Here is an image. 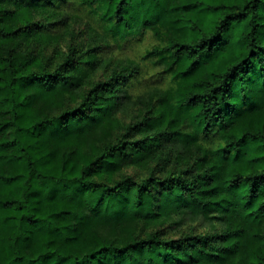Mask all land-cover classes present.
I'll return each mask as SVG.
<instances>
[{"label":"trees","instance_id":"16d2710c","mask_svg":"<svg viewBox=\"0 0 264 264\" xmlns=\"http://www.w3.org/2000/svg\"><path fill=\"white\" fill-rule=\"evenodd\" d=\"M0 264H264V0H0Z\"/></svg>","mask_w":264,"mask_h":264},{"label":"rangeland","instance_id":"374dc122","mask_svg":"<svg viewBox=\"0 0 264 264\" xmlns=\"http://www.w3.org/2000/svg\"><path fill=\"white\" fill-rule=\"evenodd\" d=\"M76 26H77V28H80L81 25H79V24L77 23ZM60 44L63 45L64 43L61 42ZM48 52H51V48L49 49ZM134 111H135V110H131V112L128 113V114H126V115H120V116H119L120 120H121L122 122H129L130 119H131V117H132V114L134 113Z\"/></svg>","mask_w":264,"mask_h":264}]
</instances>
